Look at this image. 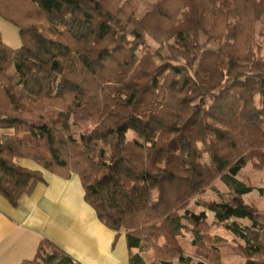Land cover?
I'll return each instance as SVG.
<instances>
[{
  "label": "trees",
  "instance_id": "16d2710c",
  "mask_svg": "<svg viewBox=\"0 0 264 264\" xmlns=\"http://www.w3.org/2000/svg\"><path fill=\"white\" fill-rule=\"evenodd\" d=\"M120 1L0 5L22 38L16 49L0 32V130H13L0 133V195L16 205L45 181L19 163L30 159L80 176L99 219L126 233L131 264H217L202 250L213 225L244 240L243 264H264V214L237 177L264 168V0H159L142 17L139 0ZM73 18L86 35L60 27ZM216 181L230 199L190 209ZM184 220L197 255L177 243ZM21 264L79 263L44 239Z\"/></svg>",
  "mask_w": 264,
  "mask_h": 264
},
{
  "label": "crops",
  "instance_id": "0c3cea01",
  "mask_svg": "<svg viewBox=\"0 0 264 264\" xmlns=\"http://www.w3.org/2000/svg\"><path fill=\"white\" fill-rule=\"evenodd\" d=\"M0 32L11 47L22 45L18 27L1 15ZM19 163L41 170L45 181L31 194L23 195L16 205L0 195V264L33 259L44 239L79 264H131L126 233L110 229L99 219L86 201L77 173L52 172L26 158Z\"/></svg>",
  "mask_w": 264,
  "mask_h": 264
},
{
  "label": "rangeland",
  "instance_id": "374dc122",
  "mask_svg": "<svg viewBox=\"0 0 264 264\" xmlns=\"http://www.w3.org/2000/svg\"><path fill=\"white\" fill-rule=\"evenodd\" d=\"M13 1L15 0H0V5L5 6L9 3L13 4L11 3ZM125 1L126 0H121L120 3L123 4V2ZM158 1L159 0H139L136 3L137 17H142L147 11L151 10L152 6ZM18 3H20V7H26L25 11L30 9L29 7H35V5L28 6L30 5V2L27 1L17 2V4ZM25 11L23 13H25ZM60 27L69 29L71 28L74 30L75 33L79 35H86L89 29L87 25L82 24L74 18L70 19L69 21H62L60 23ZM130 39L132 40L131 37ZM151 43L154 48L160 46L159 44H156L153 41H151ZM20 46L18 48H20ZM208 46L216 48L218 45L215 43H210ZM138 51H141V49H138ZM11 74L15 76L14 70L11 71ZM48 107L49 109H51L50 107L54 106L50 105ZM83 129V126H81V128H77L76 131H82ZM126 138L128 141H131L136 138V134L132 130H130L128 131ZM208 159L209 158L206 155L204 157V160ZM237 177L239 180L253 187V190L250 193L244 195L245 201L248 204L256 206L259 211L264 214V168H256L253 162H249L244 168L240 170ZM213 186L216 187V189H208L204 194L193 198L189 206L190 209H192L196 213H200L201 211L205 210V208L202 206V204L199 203L207 201H223L230 199V190L222 181H216ZM208 213L210 216L209 221L211 222V217H213V215L211 212ZM231 220L235 219L232 218ZM237 220H239L238 222L242 225H244V223L251 224L250 220L248 219ZM184 223L188 225L189 229L182 230L181 234L178 236L179 242L177 243L180 244L185 255H197L198 249L193 244L194 234L191 231V226L186 220H184ZM201 231L209 232L212 237L214 236V240H212L211 242H205V244L203 245L204 247H202V250L204 252H207L208 255H212L215 253L217 257V264H243L247 261L248 257L243 250V246L245 245L244 240L236 236L230 229L225 228L224 226L213 225L208 228V230ZM217 236H220L222 240H218L217 238H215ZM145 256L148 259V262L155 260L153 250L147 252ZM174 260L176 261L177 258Z\"/></svg>",
  "mask_w": 264,
  "mask_h": 264
}]
</instances>
